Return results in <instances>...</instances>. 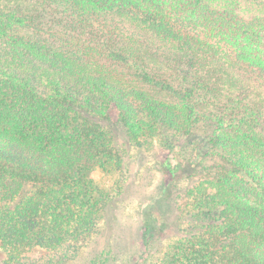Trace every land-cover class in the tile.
I'll return each instance as SVG.
<instances>
[{
  "label": "trees",
  "instance_id": "16d2710c",
  "mask_svg": "<svg viewBox=\"0 0 264 264\" xmlns=\"http://www.w3.org/2000/svg\"><path fill=\"white\" fill-rule=\"evenodd\" d=\"M0 43L4 264L77 259L112 201L93 174L126 183L128 139L181 150L146 212L178 239L158 264H264V0H0ZM184 168L204 177L185 215Z\"/></svg>",
  "mask_w": 264,
  "mask_h": 264
},
{
  "label": "rangeland",
  "instance_id": "374dc122",
  "mask_svg": "<svg viewBox=\"0 0 264 264\" xmlns=\"http://www.w3.org/2000/svg\"><path fill=\"white\" fill-rule=\"evenodd\" d=\"M189 141L191 143L187 145L188 150L196 154V157L192 158L197 173L201 168L198 165L201 161L198 154L201 155L203 151L208 153L209 149L204 146V139L201 137L191 138ZM184 143L181 140L177 141L175 149L181 148ZM125 149L124 168L128 173L126 183L123 180L126 176L121 174L119 176L118 173L108 174L97 170L93 174L97 185L110 192L112 201L104 214L98 218L100 231L84 242L77 259L68 264H89L96 245L94 243L97 241L99 242L97 253L103 255V258L111 257L109 264H158L169 252L170 246L178 240L169 237L167 233L160 237L154 236L151 232L147 233L145 225L146 220L150 218L146 212L163 195L166 176L164 163L169 161L173 166H177L183 160L181 150L174 153L155 139L146 141L128 139ZM186 156L188 158V155ZM190 171L184 168L176 174L179 179L178 192L185 196L184 201H181L184 215L190 208V195L204 186V177L200 175L190 177ZM123 186L125 188L121 191ZM178 213L179 216H183L180 211ZM153 215L154 218L161 220L158 211ZM28 255L32 259L41 260L47 253L35 249ZM7 259L8 251L0 242V264H4Z\"/></svg>",
  "mask_w": 264,
  "mask_h": 264
}]
</instances>
